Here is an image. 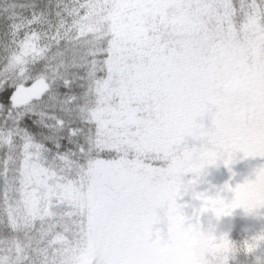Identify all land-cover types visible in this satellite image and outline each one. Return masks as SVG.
Masks as SVG:
<instances>
[{
    "label": "snow or ice",
    "instance_id": "snow-or-ice-1",
    "mask_svg": "<svg viewBox=\"0 0 264 264\" xmlns=\"http://www.w3.org/2000/svg\"><path fill=\"white\" fill-rule=\"evenodd\" d=\"M55 7L0 2V264H184L177 222L203 215L178 200L264 157V0Z\"/></svg>",
    "mask_w": 264,
    "mask_h": 264
},
{
    "label": "rangeland",
    "instance_id": "rangeland-1",
    "mask_svg": "<svg viewBox=\"0 0 264 264\" xmlns=\"http://www.w3.org/2000/svg\"><path fill=\"white\" fill-rule=\"evenodd\" d=\"M212 111L214 112L215 110L212 109ZM200 122H206L208 124V128H211L213 126L212 114H205ZM201 143L202 141L197 140V142L192 145L199 146ZM192 145L188 144V146ZM256 158L262 159L264 157L257 156ZM246 159H253V157H244L243 153H239L237 159L238 164L235 166L237 168L226 173H222L223 171H221V165L213 168L212 170L210 169V166H208L205 169V174L198 185V190H207L212 193L217 189L222 188L225 184H229L233 188L238 184L233 193L228 194L229 198L234 195L236 204L244 206H254L256 204L264 205V175L260 176L259 179L254 176L255 170L264 166V161L260 160L262 162L256 161L250 165H244L243 160ZM218 164L219 163L216 165ZM185 179H192V174H187ZM178 203L186 205L184 211L189 216L194 214L200 207V201L193 200L191 195L183 196L178 200ZM238 211L242 213V210L240 209H237L236 213ZM243 218L245 217L237 216L233 217L232 220L241 221ZM200 220L205 229L210 223L215 222L211 214L201 216ZM247 220L254 221L256 225L260 226V219L254 220L253 218H248ZM177 226L180 240V245L177 251L183 258L184 264H205V246L210 245V243L203 234V231L199 230L196 225H189L187 229H184L183 223L179 221L177 222Z\"/></svg>",
    "mask_w": 264,
    "mask_h": 264
},
{
    "label": "clouds",
    "instance_id": "clouds-1",
    "mask_svg": "<svg viewBox=\"0 0 264 264\" xmlns=\"http://www.w3.org/2000/svg\"><path fill=\"white\" fill-rule=\"evenodd\" d=\"M264 175V170L257 171L255 177L257 179ZM235 202L234 195L229 198L227 195H222L220 192L209 193L207 198L200 204L197 210L199 214H211L214 218V223L203 230V234L217 251L216 254L223 259L221 264L229 257L236 253H254L258 248L264 245V233L245 238L243 240H233L231 232L233 229L232 217L236 214V210H242L245 217L253 219H264V205L256 204L254 206L238 205L233 207ZM259 264H264V260H260Z\"/></svg>",
    "mask_w": 264,
    "mask_h": 264
},
{
    "label": "trees",
    "instance_id": "trees-1",
    "mask_svg": "<svg viewBox=\"0 0 264 264\" xmlns=\"http://www.w3.org/2000/svg\"><path fill=\"white\" fill-rule=\"evenodd\" d=\"M0 2H2V0H0ZM20 2L23 3V2H25V0H20ZM36 2H37V5L39 7H43L45 10L49 11L50 18H54V13L56 11V7H55L56 0H36ZM13 47H14V45L12 44L11 37L0 34V70H2L3 64L6 62L3 60L4 53L6 52V50H11ZM53 111H55L54 108H53ZM6 118H7L6 111L3 113H0V120H4ZM37 118L38 117L29 118V123H32L33 127L35 129H39L40 131H46L45 129H41L39 125H36L34 123V121ZM202 124L204 125L205 128H208V124L206 122L202 123ZM196 142H197V140H194L192 137H187V143L188 144L192 145ZM260 160L264 161V158L258 159L256 157H253V159L243 160V164L244 165H250V164L255 163L256 161H260ZM262 161H260V162H262ZM217 163H219V164L218 165H210V169L212 170L213 168H216V167L221 165L222 166L221 171H223L222 173L232 171V169L237 168L235 166H237V164H238V162H235L231 166H226L223 161H218ZM254 176H255V174H254ZM237 216L242 217L243 214L240 213V211H238L233 217H237ZM247 219L248 218L245 217L241 221L232 220L233 229H232V232L230 235H231V238L233 240L239 241V240H243L245 238L255 236V235L260 234V233H264V219H260V226L256 225L254 221L247 220ZM254 220H256V219H254ZM205 248H206V254L204 257V260H205L204 262H205V264H210V261L208 260V254L209 253L216 254L217 250L211 245H206ZM260 260H264V245H262L254 253H251V254L244 253V252L236 253L234 256L231 257L229 264H259Z\"/></svg>",
    "mask_w": 264,
    "mask_h": 264
}]
</instances>
